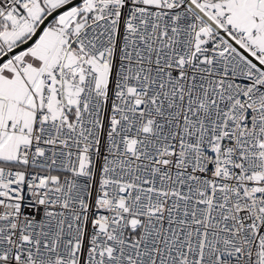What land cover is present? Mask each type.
Segmentation results:
<instances>
[{"label": "snow or ice", "instance_id": "obj_1", "mask_svg": "<svg viewBox=\"0 0 264 264\" xmlns=\"http://www.w3.org/2000/svg\"><path fill=\"white\" fill-rule=\"evenodd\" d=\"M0 264H264V0H0Z\"/></svg>", "mask_w": 264, "mask_h": 264}]
</instances>
